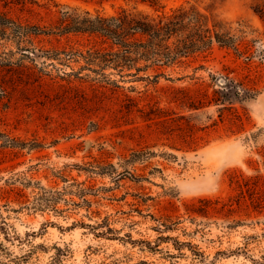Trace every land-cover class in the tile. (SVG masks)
<instances>
[{
  "label": "rangeland",
  "instance_id": "374dc122",
  "mask_svg": "<svg viewBox=\"0 0 264 264\" xmlns=\"http://www.w3.org/2000/svg\"><path fill=\"white\" fill-rule=\"evenodd\" d=\"M43 3L0 0V13L50 28L67 6L158 15L194 4L244 32L239 51L214 44L157 82L106 70L119 87L87 70L69 82L56 71L7 67L3 58L16 48L0 40V204L14 237L0 229V242L12 258L195 264L189 249L169 257L178 253L172 242L155 252L140 243L157 241L161 222H179L164 235L191 241L215 264H264V0H163L160 8L140 0ZM35 44L101 46L78 34L40 36ZM44 191L59 193L54 207L36 208Z\"/></svg>",
  "mask_w": 264,
  "mask_h": 264
},
{
  "label": "trees",
  "instance_id": "16d2710c",
  "mask_svg": "<svg viewBox=\"0 0 264 264\" xmlns=\"http://www.w3.org/2000/svg\"><path fill=\"white\" fill-rule=\"evenodd\" d=\"M30 1L33 4L44 1L43 4L47 6L53 0ZM140 1L154 8H160L163 4V0ZM261 16L264 17V6H261ZM240 26L241 23L239 27L234 28L231 23L204 12L194 4L183 5L171 13L158 15L129 8L106 14L67 6L61 12L58 24L50 28L16 20L5 13H0V40H5L16 48L3 58V63L7 67L29 68L42 75H52V71H56V77L69 82L72 76L82 79L81 73L87 70L104 77L103 82L119 87L116 81L107 79L106 70H115L122 80L126 76H131L135 80L157 82L161 76H165V69L183 62L191 55L211 50L214 44L239 51L237 33L244 32ZM68 34L95 37L100 40L101 46L83 52L66 48L48 49L35 44V39L40 36ZM80 61H84V64L79 71H75L72 64ZM65 67H71V72H66ZM137 154L134 152L133 157ZM58 194L44 191L37 199L36 208L54 207ZM5 206L0 204V229L9 240L14 237H11L8 222L2 213ZM156 220L161 222L160 219ZM178 223L161 222L157 226L160 233L157 241L140 243L155 252L162 250L161 243L172 242L178 253L168 251L169 257L185 256L183 250L189 249L195 264H215L214 260H209L205 252L191 241H181L178 237L164 235L175 230ZM108 229L107 233L111 231ZM0 256L8 258L6 261L0 258V264H19V258H12L8 248L1 242Z\"/></svg>",
  "mask_w": 264,
  "mask_h": 264
}]
</instances>
